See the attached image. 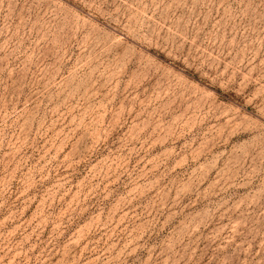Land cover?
Wrapping results in <instances>:
<instances>
[{
  "label": "rangeland",
  "instance_id": "rangeland-1",
  "mask_svg": "<svg viewBox=\"0 0 264 264\" xmlns=\"http://www.w3.org/2000/svg\"><path fill=\"white\" fill-rule=\"evenodd\" d=\"M0 264H264V0H0Z\"/></svg>",
  "mask_w": 264,
  "mask_h": 264
}]
</instances>
